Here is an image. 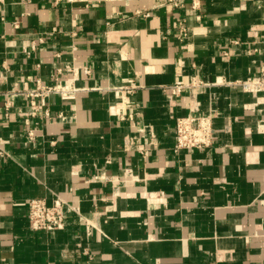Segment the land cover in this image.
Segmentation results:
<instances>
[{
    "label": "crops",
    "instance_id": "crops-1",
    "mask_svg": "<svg viewBox=\"0 0 264 264\" xmlns=\"http://www.w3.org/2000/svg\"><path fill=\"white\" fill-rule=\"evenodd\" d=\"M178 1L0 0V264H264V91L228 83L264 66V0ZM65 64L79 90L32 118L16 91ZM193 75L211 84L162 89ZM190 112L213 143L175 151ZM55 196L64 227L31 230Z\"/></svg>",
    "mask_w": 264,
    "mask_h": 264
},
{
    "label": "built area",
    "instance_id": "built-area-1",
    "mask_svg": "<svg viewBox=\"0 0 264 264\" xmlns=\"http://www.w3.org/2000/svg\"><path fill=\"white\" fill-rule=\"evenodd\" d=\"M169 1H172L175 6L180 5L178 0ZM192 7L197 9L199 7V1L193 0ZM14 25L17 26V22H14ZM176 28L178 38L183 39L188 35V28L184 20L177 21ZM41 40L43 39L40 38ZM222 54L228 56V51L224 50ZM56 55H59V53H56ZM73 68V65L70 64H65L64 67H57L55 73L51 75L53 83H43L38 77L35 79L33 87L16 91V93L29 98L32 106V110L30 111L32 118L38 117L40 114L41 119L44 118L47 120L52 118L49 108L38 102L39 99H47L51 95H58L63 100L74 98L79 88L75 87L71 82H61L60 79L63 71H73ZM84 71L85 73L90 72L89 69H85ZM228 83L239 85L243 91L256 95L264 91V66H261L257 74ZM210 84L193 75L190 81L176 79L172 83L162 86V89L170 97H178L186 88ZM135 88L136 85L134 84L124 87L127 92H133ZM212 117L213 114L211 112L207 114L190 112L187 115L176 116L174 120V150L178 151L188 148L200 149L210 146L213 143ZM34 123L37 124L38 122L35 121ZM25 137L27 141L34 140L36 137L34 129H28ZM3 154V151L0 149V156H3ZM66 208L72 209V206L58 196H55L51 203H47L44 198H30L27 202L29 228L31 230L45 231L63 228L66 221ZM84 253L91 257L86 250H84Z\"/></svg>",
    "mask_w": 264,
    "mask_h": 264
}]
</instances>
